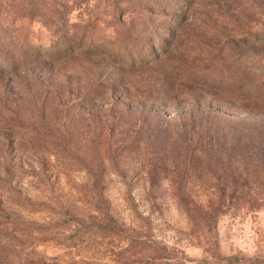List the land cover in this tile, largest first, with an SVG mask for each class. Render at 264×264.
Masks as SVG:
<instances>
[{"label":"rangeland","instance_id":"1","mask_svg":"<svg viewBox=\"0 0 264 264\" xmlns=\"http://www.w3.org/2000/svg\"><path fill=\"white\" fill-rule=\"evenodd\" d=\"M252 148L264 0H0V264H264Z\"/></svg>","mask_w":264,"mask_h":264},{"label":"trees","instance_id":"2","mask_svg":"<svg viewBox=\"0 0 264 264\" xmlns=\"http://www.w3.org/2000/svg\"><path fill=\"white\" fill-rule=\"evenodd\" d=\"M189 143H188V147H187V150L188 152L191 154V157L194 155L195 152L197 151H203L204 154H206L207 156L210 154V153H219L221 152V149H219V147L215 146V145H209L210 149H206L205 146L206 144H203L204 143V140L202 141H198L196 139H192V138H189ZM251 148H247L246 151L244 152H249ZM253 154H255L256 152H259V153H264L263 149H259V150H256L255 148H252V151H251ZM244 155L246 156H250L249 154L247 153H244ZM248 159H251V158H248ZM229 162L231 164V159H229ZM239 162V161H238ZM239 166V164L237 165ZM115 224V223H114ZM108 225H105V226H100L98 224H88V228H91V229H106ZM241 261V258L239 257H235V258H232V259H228L226 262H230V263H238ZM252 263H254L252 261Z\"/></svg>","mask_w":264,"mask_h":264}]
</instances>
